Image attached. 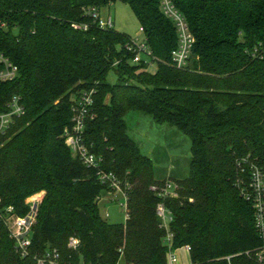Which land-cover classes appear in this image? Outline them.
I'll return each instance as SVG.
<instances>
[{
    "label": "trees",
    "instance_id": "1",
    "mask_svg": "<svg viewBox=\"0 0 264 264\" xmlns=\"http://www.w3.org/2000/svg\"><path fill=\"white\" fill-rule=\"evenodd\" d=\"M118 1L144 28L155 71L131 62V35L102 28L88 13ZM172 1L196 39L184 68L173 64L179 38L159 0H0V53L19 68L0 83V112L13 96L25 107L0 134V210L13 206L24 216L43 193L27 256L0 222V264H36L53 249L57 264H168L161 202L172 215V248L190 245V264H257L262 241L239 165L249 158L264 167V54L251 52L264 42V0ZM92 89L84 139L104 158L100 168L85 165L64 136L73 97ZM133 110L190 137L188 175L156 178L153 160L128 133ZM100 172L113 173L128 195L123 223L101 215V196L113 188ZM168 182L177 197L162 195Z\"/></svg>",
    "mask_w": 264,
    "mask_h": 264
},
{
    "label": "built area",
    "instance_id": "2",
    "mask_svg": "<svg viewBox=\"0 0 264 264\" xmlns=\"http://www.w3.org/2000/svg\"><path fill=\"white\" fill-rule=\"evenodd\" d=\"M162 12L170 18L175 24L179 43L178 46L172 51L173 64L177 68H184L189 64L190 58L193 53L195 44V36L192 33L189 24L184 14L175 6L172 0H159ZM96 19L99 20V25L102 28L114 27L113 17L109 15L107 19H103L96 8L88 10ZM75 28L87 29V25L74 24ZM140 33L145 36V30L140 27ZM126 49L134 53L132 63L137 64L142 60L141 53L144 52L148 57H151V51L146 43V37L141 42L138 37L131 38L126 44ZM253 55L264 54V42H260L254 49L251 50ZM152 60V59H151ZM148 62V61H146ZM150 63V62H149ZM19 74V68L8 57L0 53V83L7 82L15 79ZM95 90H87L82 95L73 97V117L72 128L65 129V142L75 155L89 167L100 168L104 162V158L92 152L85 144L84 130L85 121L89 114L90 108L93 104V95ZM25 113V107L21 103L20 97L13 96L6 105V110L0 112V134H4L10 130L15 124L18 117ZM246 166L244 168L243 166ZM240 168L243 172L246 170L247 179L243 182V194L246 199L251 203L254 210L255 228L262 241L261 246L254 251L255 257L259 261L264 262V167L260 166L257 162L247 158L240 163ZM100 178L103 182H110L113 190L110 193H120L124 197L122 205L125 208L127 217L128 214V195L121 186L120 181L113 173L100 172ZM129 187L130 184H127ZM156 189V187H152ZM178 188L172 182H168L161 193L163 196H178ZM40 200L33 199L29 202V211L24 216L18 215L13 206H9L4 210H0V222L4 221L9 229L10 235L16 240V249L23 256L29 254V247L32 243V234L35 223L37 222L38 207ZM157 214L161 220V226L168 231L166 237V244L169 247L168 264H177L178 258L176 251L173 249V234L170 232L169 223L172 221V215L165 205L161 202L157 206ZM79 245V240L76 237H71L69 246L76 248ZM185 251L190 253L191 246L185 245L182 247ZM180 249V248H179ZM250 251H246L250 255ZM233 256H227L226 259L230 260ZM59 259V252L53 249L45 256H37L36 264H57Z\"/></svg>",
    "mask_w": 264,
    "mask_h": 264
},
{
    "label": "rangeland",
    "instance_id": "3",
    "mask_svg": "<svg viewBox=\"0 0 264 264\" xmlns=\"http://www.w3.org/2000/svg\"><path fill=\"white\" fill-rule=\"evenodd\" d=\"M99 13L103 19L111 15L115 29L133 38L138 37L141 42L145 39L139 31L140 22L128 3L118 1L108 4L103 6ZM141 55L145 61L150 62L149 70L155 71L157 63L151 61L144 52ZM117 80V72L111 70L108 81L113 84ZM125 119L129 135L139 143L142 152L153 160L156 178L169 179L188 175L191 161V139L188 135L171 124H157L151 116L140 111H130ZM42 197L43 193H40L36 200L41 202ZM122 203H124V197L120 193L103 192L99 201L102 217L110 223L125 222L128 217ZM176 256L177 264H186L190 259L189 253L183 248L176 251Z\"/></svg>",
    "mask_w": 264,
    "mask_h": 264
},
{
    "label": "flooded vegetation",
    "instance_id": "4",
    "mask_svg": "<svg viewBox=\"0 0 264 264\" xmlns=\"http://www.w3.org/2000/svg\"><path fill=\"white\" fill-rule=\"evenodd\" d=\"M257 264H264V262L263 261H257Z\"/></svg>",
    "mask_w": 264,
    "mask_h": 264
},
{
    "label": "crops",
    "instance_id": "5",
    "mask_svg": "<svg viewBox=\"0 0 264 264\" xmlns=\"http://www.w3.org/2000/svg\"><path fill=\"white\" fill-rule=\"evenodd\" d=\"M142 150V149H141ZM189 255H190V253H189ZM184 258H185V256H183ZM189 258H190V256H189ZM183 264V263H182ZM186 264H190V259H189V261H188V263H186Z\"/></svg>",
    "mask_w": 264,
    "mask_h": 264
}]
</instances>
